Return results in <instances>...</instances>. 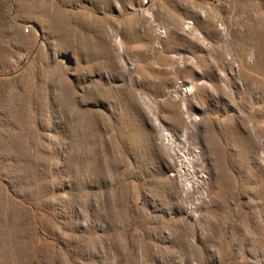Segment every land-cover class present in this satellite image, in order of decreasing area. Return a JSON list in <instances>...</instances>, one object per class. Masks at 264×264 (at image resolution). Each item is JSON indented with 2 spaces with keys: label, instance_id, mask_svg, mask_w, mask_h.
Wrapping results in <instances>:
<instances>
[{
  "label": "rangeland",
  "instance_id": "1",
  "mask_svg": "<svg viewBox=\"0 0 264 264\" xmlns=\"http://www.w3.org/2000/svg\"><path fill=\"white\" fill-rule=\"evenodd\" d=\"M0 264H264V0H0Z\"/></svg>",
  "mask_w": 264,
  "mask_h": 264
}]
</instances>
